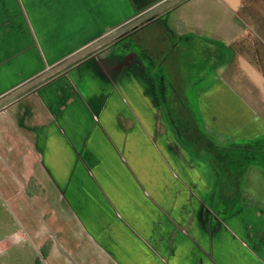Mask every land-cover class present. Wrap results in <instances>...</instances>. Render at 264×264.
<instances>
[{
  "label": "crops",
  "instance_id": "0c3cea01",
  "mask_svg": "<svg viewBox=\"0 0 264 264\" xmlns=\"http://www.w3.org/2000/svg\"><path fill=\"white\" fill-rule=\"evenodd\" d=\"M165 1L0 0V100ZM167 13L132 31L138 40L120 62L107 48L0 107V199L18 224L6 239L42 246L53 234L50 256L69 247L78 262L82 248L108 264H264V0H182ZM178 62L211 66L216 89L200 95L201 132L232 147L230 158L216 156V179L206 168L212 182L196 191L154 151L150 172L145 156L139 171L108 160V128L115 134V117L133 106L147 129L122 130L118 142H148L162 106L158 69ZM200 198L207 207L194 220ZM206 208L217 216L204 217ZM33 209L36 233L26 231Z\"/></svg>",
  "mask_w": 264,
  "mask_h": 264
},
{
  "label": "rangeland",
  "instance_id": "374dc122",
  "mask_svg": "<svg viewBox=\"0 0 264 264\" xmlns=\"http://www.w3.org/2000/svg\"><path fill=\"white\" fill-rule=\"evenodd\" d=\"M163 3L164 2L160 4ZM160 4L150 7L149 9L145 10L144 13L139 12L140 14L136 16H132L131 18H127L117 22L114 26H111V28L108 29V34L100 36L98 35L94 40L91 41V43L87 44L86 47H90L91 44L93 45L103 40L104 38L112 35L113 33L130 24L140 16L148 13L155 7L159 6ZM172 6L165 9L162 12V17H157L156 21H162V19L164 21V18L168 14L167 12L172 8ZM160 18L161 20H159ZM136 33L131 32L127 36H130L128 40L125 37L123 39L126 40H123L121 39V37H119L108 42L105 45H102L86 57L76 61L75 63L70 64L69 66L61 69L52 76L47 77L46 79L33 85L29 89L16 96L14 99L19 98L23 94L32 90L33 88L50 79L51 77L61 72H64L66 69L74 66L76 63L89 57H92L95 54H102V51L107 48L108 56L111 55L114 59L117 58L118 60L113 62L114 59L110 57V61L112 60V63L120 62L119 59H121L122 56H120L119 53H121L123 50H130L132 44L135 46V41L138 40L137 36H134V34ZM153 38L154 37L151 36L148 39ZM193 42L198 48H205L208 46L202 41L198 42V40H193ZM136 50L138 49L136 48ZM82 51L83 50L71 52L70 54L66 55L64 59L58 61L57 64L59 63L58 65H60L62 62L70 59L71 57L75 56L76 54ZM67 53L68 51L65 52V54ZM196 53L197 55H200L201 51L198 50L194 52V56L190 57L192 62L195 59ZM128 54H126V56ZM159 54L158 62H162L163 59L159 58ZM126 56L124 58H126ZM134 57L136 58L137 56L135 55ZM198 60H200L199 57ZM172 62L174 64L173 60ZM179 62L183 63V61L181 60ZM179 62L178 64H175V66L170 67L166 65L158 69V75L160 77V86L162 87V90L160 87L162 95V106H160L161 111H159L158 116L154 119L156 126L155 132L152 133L150 136L147 134V132H145L146 139L148 140V142H118L119 137L121 135L120 132L122 130L123 133L126 131L127 128H129L130 131H133L135 130L136 125H138V127L142 130L141 124H143L145 126V129H147L146 117L143 116V114H139L136 107L133 106V111L130 110L129 115H123V120L116 119L115 117L114 126L118 128L117 131H115V134H113V132H111L108 128L111 137L115 141L108 142V160L112 162L113 167H116L115 162L117 158L123 157L124 159L128 160L129 164L132 165V168L134 170L139 171L141 170L142 166L141 159H143V157L145 156V171L150 172L152 171V157L155 152L164 164L163 170L170 171L172 173V177H174V179H176L180 185L185 186L186 184L187 187H190L193 191H196L202 188L205 184H211L212 179L208 170L213 175V177H215V179L216 175L219 174L220 170L216 169V156H224L226 159L230 158L231 156L229 153H227V148H223L221 145L218 144V142H205L207 136L205 135V133L201 132V120L200 114L198 113L199 110L197 108V106L199 107L201 100L200 95L202 92L214 91L216 89H210V87L214 85L217 79L212 74L211 66L209 64L202 63L203 66H192L184 68L183 66H180ZM170 74L172 76L171 78L169 77ZM164 90L167 93H165ZM169 90H175V96ZM10 101H8L7 103H9ZM7 103L3 104L2 106L6 105ZM192 112L194 113L191 114ZM129 140L131 139H128V141ZM222 143L226 144L227 142ZM206 168H208V170ZM180 173H182V176H180ZM177 174L182 179L177 178ZM229 198H231V196H229ZM201 201V198L195 200L196 207L198 206L199 208L198 210L196 209V211L191 212L194 220L200 217V207H203V205H205ZM7 207L8 206L6 204H3L2 200L0 199V241H3L0 243V264H108L104 259H101L96 255V251L92 252V255L87 257L85 253L86 251L82 248H80L78 252L80 254H83L86 258L82 259V261L79 262L74 261L73 257L68 255V252H73V249H69V247L68 249L67 247L65 249L56 248V252L58 253L55 252L53 255L50 256L49 253L51 250L52 243L54 239H56V236L53 234H51L50 240H46L42 246H38L36 243H33L26 236L11 237L6 239L9 234L14 231V223L18 225L16 223V219L13 217L12 212H9ZM217 211L219 212V210ZM185 213L190 215L189 212L181 211L178 212L177 216L182 217ZM27 214H29V216L28 218H26V221L30 222V225H32L33 227L26 228V231L35 230V233L37 231L40 232L41 228H37V221L38 219H40L39 215L36 214L35 216L34 209L33 211H28L26 213V216ZM216 216L217 213L215 211L213 212L209 209L204 211V217L213 218ZM195 229L197 232H200H198V234L205 235V232L201 231L202 229L200 227H195ZM21 233H23V230ZM72 237V232L65 233V243L72 242Z\"/></svg>",
  "mask_w": 264,
  "mask_h": 264
},
{
  "label": "water",
  "instance_id": "95a60500",
  "mask_svg": "<svg viewBox=\"0 0 264 264\" xmlns=\"http://www.w3.org/2000/svg\"><path fill=\"white\" fill-rule=\"evenodd\" d=\"M180 1L181 0H167V1H165L163 4H160L159 6L155 7L151 11H149L148 13L140 16L139 18H137L136 20H134L130 24L126 25L125 27L121 28L117 32L113 33L112 35H110V36L104 38L103 40L93 44L89 48L83 50L82 52L76 54L75 56L71 57L70 59L62 62L60 65L52 68L48 72H46L43 75L39 76L38 78L32 80L28 84L22 86L21 88L15 90L11 94L5 96L4 98H2L0 100V106H2L3 104L7 103L8 101L14 99L16 96H18L19 94H21L25 90L29 89L33 85L37 84L38 82L46 79L47 77L52 76L53 74L57 73L58 71H60L61 69L65 68V67L69 66L70 64L75 63L76 61L86 57L87 55H89L91 52H93L97 48L101 47L102 45H105L108 42H110V41H112L114 39H117V38L127 34L129 31L134 30L135 28H137L141 24L151 20L152 18L157 16L159 13L163 12L165 9L171 7L172 5H174V4H176V3L180 2Z\"/></svg>",
  "mask_w": 264,
  "mask_h": 264
},
{
  "label": "trees",
  "instance_id": "16d2710c",
  "mask_svg": "<svg viewBox=\"0 0 264 264\" xmlns=\"http://www.w3.org/2000/svg\"><path fill=\"white\" fill-rule=\"evenodd\" d=\"M158 16H159V15H158ZM158 16H156V17H155V18H153V19H156ZM153 19H152V20H153ZM135 29H136V28H135ZM135 29H134V30H135ZM134 30H131V31H129V32L126 34V35H128L129 33H131V32H132V31H134ZM119 55H120V56H122V54H120V53H119ZM122 57H123V56H122ZM193 113H194V112H192L191 114H193ZM227 150H228V152H227V153H229V154H231V153H232V147H231V146H230V147H228V148H227Z\"/></svg>",
  "mask_w": 264,
  "mask_h": 264
},
{
  "label": "flooded vegetation",
  "instance_id": "af4514ba",
  "mask_svg": "<svg viewBox=\"0 0 264 264\" xmlns=\"http://www.w3.org/2000/svg\"><path fill=\"white\" fill-rule=\"evenodd\" d=\"M141 25H142V24H141ZM141 25H140V26H141ZM138 27H139V26H138ZM126 36H127L126 34H125V35H123V36H121V39H123V38H124V37H126Z\"/></svg>",
  "mask_w": 264,
  "mask_h": 264
}]
</instances>
